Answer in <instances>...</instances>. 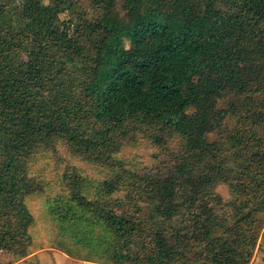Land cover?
Segmentation results:
<instances>
[{
	"label": "trees",
	"instance_id": "trees-1",
	"mask_svg": "<svg viewBox=\"0 0 264 264\" xmlns=\"http://www.w3.org/2000/svg\"><path fill=\"white\" fill-rule=\"evenodd\" d=\"M136 136L160 151L139 172L116 158ZM10 142L107 171L93 201L79 177L66 183L107 233L71 232L96 262L250 264L264 225V0H0V251L25 258L39 187Z\"/></svg>",
	"mask_w": 264,
	"mask_h": 264
},
{
	"label": "rangeland",
	"instance_id": "rangeland-1",
	"mask_svg": "<svg viewBox=\"0 0 264 264\" xmlns=\"http://www.w3.org/2000/svg\"><path fill=\"white\" fill-rule=\"evenodd\" d=\"M61 21L62 31L71 33L72 26L67 17L62 16ZM82 30L95 39L104 38L103 34L92 25L83 27ZM193 113L194 110L190 109L189 114ZM174 143H178V140L175 139ZM8 151L15 156L21 155L28 176L38 185L39 192L27 196L25 200L34 219L29 230L32 237L29 254L25 258H14L10 253L0 251V264H35L33 259L29 260L33 252H45L51 257L53 254L65 257L62 255L64 254L67 256L66 260L71 259V264H101L96 262L93 254L83 244L75 243L77 237L75 239L71 232H77V228L85 230L84 235L90 238L91 243L96 239L107 240V233L93 215L82 211L71 202L66 183L74 176L79 177L78 179L84 183L81 194L86 200L93 201L99 198L100 184L109 178L107 171L99 165L72 155L61 145L49 151L40 146L22 149L16 142H10ZM159 152L149 140L136 136L120 149L116 158L123 162L127 169H135L139 172L153 165ZM214 192L223 202L229 201L232 197L230 189L225 185L217 186ZM115 197H122V193H118ZM250 264H264V225Z\"/></svg>",
	"mask_w": 264,
	"mask_h": 264
},
{
	"label": "crops",
	"instance_id": "crops-1",
	"mask_svg": "<svg viewBox=\"0 0 264 264\" xmlns=\"http://www.w3.org/2000/svg\"><path fill=\"white\" fill-rule=\"evenodd\" d=\"M62 255L65 257H62L61 255H60L61 256L60 257L58 254H56V255L53 254L51 257L45 252L44 253L33 252V253H31L29 260L33 259L34 263L36 262L35 264H71V262H72L71 259L68 258L66 260L67 256L64 254H62ZM22 264H24V263H22Z\"/></svg>",
	"mask_w": 264,
	"mask_h": 264
}]
</instances>
